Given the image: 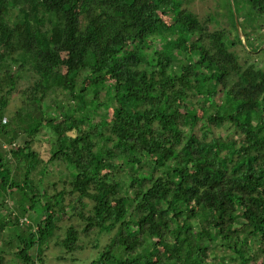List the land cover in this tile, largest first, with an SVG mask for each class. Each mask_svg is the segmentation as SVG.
Instances as JSON below:
<instances>
[{
  "label": "trees",
  "instance_id": "1",
  "mask_svg": "<svg viewBox=\"0 0 264 264\" xmlns=\"http://www.w3.org/2000/svg\"><path fill=\"white\" fill-rule=\"evenodd\" d=\"M191 1L0 0V264H264V0Z\"/></svg>",
  "mask_w": 264,
  "mask_h": 264
},
{
  "label": "rangeland",
  "instance_id": "2",
  "mask_svg": "<svg viewBox=\"0 0 264 264\" xmlns=\"http://www.w3.org/2000/svg\"><path fill=\"white\" fill-rule=\"evenodd\" d=\"M214 4H215V0H192L188 4V6L190 7V9L192 11L197 13L199 16H204L207 12L211 11L214 8ZM232 4H234V0H232ZM260 30L261 29H256V31H255L256 35H259L261 33ZM242 38H243V42L245 43L244 37H242ZM236 50L238 51L239 54H241V55L244 54V49L242 46H238ZM19 104H20L19 99L17 98V96H14V98L11 102L10 108L14 109V108L18 107ZM42 137L47 138V137H50V135H48L47 137L46 136L44 137V135H42ZM1 141L2 140L0 139V143H1ZM45 141L46 140H44V142H42V151L44 150V154L47 155L49 153L48 151L50 149V146H49L50 143L48 141H46V142ZM38 145H35V146H38ZM37 148H40V146H38ZM59 172H63V170L59 169ZM60 185H62V184H60ZM8 229H10V228H8ZM107 237H108L107 234H104V235L99 237V241H100L101 245L106 243ZM39 251L40 250H38V249H37V251L35 250L36 253H38ZM44 253L49 257L48 258V264H89V262L97 256L98 249L94 248L92 246V244L89 243V244H87V248L82 253L78 254V257L75 261H65V260L57 258L58 251L56 250L55 245L52 242L50 244V247L48 249H46L44 251ZM38 264H40V263H38Z\"/></svg>",
  "mask_w": 264,
  "mask_h": 264
},
{
  "label": "built area",
  "instance_id": "3",
  "mask_svg": "<svg viewBox=\"0 0 264 264\" xmlns=\"http://www.w3.org/2000/svg\"><path fill=\"white\" fill-rule=\"evenodd\" d=\"M5 121V120H4Z\"/></svg>",
  "mask_w": 264,
  "mask_h": 264
}]
</instances>
